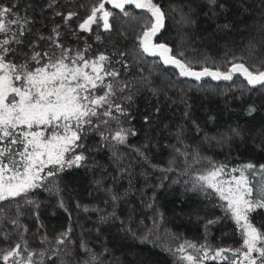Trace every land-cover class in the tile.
I'll list each match as a JSON object with an SVG mask.
<instances>
[{"label": "trees", "instance_id": "obj_1", "mask_svg": "<svg viewBox=\"0 0 264 264\" xmlns=\"http://www.w3.org/2000/svg\"><path fill=\"white\" fill-rule=\"evenodd\" d=\"M98 2L0 0V5L32 21L28 25L31 32L20 37L23 43L11 45L15 55L9 58L14 62L22 63L33 47L59 54L52 41L38 40L39 36H52L57 26L59 42L73 50L72 54L87 47L86 58L99 53L110 56L120 79L134 85L130 93H124L132 95L131 102L119 96L116 102L128 113L120 116L119 126L135 132L125 143H117L111 139L118 130L116 123L104 125L93 118V125L85 126L78 141L82 147L75 149V154L87 157L86 161L63 171L48 165L41 175L50 169L57 175L47 177L41 181L42 187L28 194L27 199L34 204L25 203L23 198L0 202V254L26 242L27 247H22L25 256L28 251L46 253L42 264H60L61 258L66 264H85L91 255L85 252V245L99 257L97 264H189L183 256L190 252L202 258V253L189 248L188 241L197 248L209 247L213 250L209 255L220 248L226 250L223 255L227 260L209 259L203 264H246L235 252L242 247L243 237L233 216L217 196L208 189L193 190V184L198 172L213 165H225L227 174H240L231 170L249 162L264 164V89L252 88L240 75L231 81L182 77L161 57L142 53L137 36L148 14L131 5L125 6L130 13L125 17L119 9L105 4L114 12L113 31L95 26L92 33L80 31L77 25ZM157 2L167 18L154 42L169 44L174 53L180 45L195 70L219 66L224 71L231 66L227 62L233 56L243 57L236 62H246V66H259L264 60V0ZM68 12L78 15L65 23L63 16ZM182 14L190 22H183ZM97 33L102 40L95 39ZM205 58L208 62L200 63ZM142 78L149 83L144 84ZM250 107L256 111L249 114ZM72 155L67 153L65 159ZM245 174L255 198L260 176ZM251 219L264 231V210L258 209ZM69 228L70 243L57 246V239ZM182 244L186 251L177 252ZM58 248L59 254L54 255ZM68 248L70 257L64 255ZM34 259L39 261V255ZM0 264L5 262L0 260Z\"/></svg>", "mask_w": 264, "mask_h": 264}, {"label": "snow or ice", "instance_id": "obj_2", "mask_svg": "<svg viewBox=\"0 0 264 264\" xmlns=\"http://www.w3.org/2000/svg\"><path fill=\"white\" fill-rule=\"evenodd\" d=\"M209 2L215 4L216 0ZM105 4L119 9L125 17L130 15L125 10L126 5L144 10L148 15L142 25V32L137 36L138 50L161 57L164 64L173 65L179 70V76L195 77L196 80L211 77L215 80L231 81L234 76L240 75L252 88L264 89V70H261L264 67V60L259 61V66L257 64L246 66V62H236L238 59L243 60V57L233 56L232 60L227 62L231 66L224 71H221L219 66H216L215 70L202 67L197 71L190 61H186L184 52L180 51V45L174 53L169 44L155 43L154 39L165 28L167 18L166 12L157 0H99L90 6L88 15L77 25L78 29L92 33L95 26L104 32L113 31L114 12L106 9ZM57 15L63 16L62 13ZM77 15L76 12H68L63 16L65 23ZM181 20L190 22L183 14ZM30 23L32 21L28 16H21L14 12L13 8L0 5V34H3V38L0 39V202L23 198L25 203L34 204V201L27 199L28 194L33 189L42 187L41 181L47 177L57 175V171L51 169L46 175H41L48 165L63 171L65 167L79 166L81 162L86 161L87 157L83 153L75 154V149L82 147L78 141H81L85 126L91 128L93 125V118L104 125H108L109 121L116 123L118 130L111 139L117 143L123 144L128 135H135V132L119 126L120 116H127L128 113L123 104L116 102L118 96L131 102L132 95L124 93H130L134 85L120 79L121 73L112 67L110 56L99 53L94 58H86L87 47L72 54L73 50L65 48L59 42L61 33L57 26L52 30V36H39L38 40L52 41L55 48L60 50L59 54L56 51H36L33 47L31 55H26L22 63H16L9 58L15 55V49L11 45L22 44L20 37L26 32H31L28 28ZM95 39L100 41L102 37L97 33ZM120 55L123 57L126 54ZM251 55L253 53L250 51L249 56ZM117 62L126 64V61ZM207 62L205 58L200 63ZM142 82L149 83L147 78H142ZM153 94H157L155 89ZM255 111V107L248 109L249 114ZM147 119L145 117V121ZM96 128L98 130L99 124ZM69 152L73 153L72 157L65 159ZM225 167L213 165L206 174L197 176L193 190L197 187L214 189L228 202L227 207L240 226L243 237L242 248L235 249V252L242 254L246 264H264V231L255 226L251 219L252 214L258 209L264 210V164L256 165L249 162L239 168H233L231 171H239L240 175L232 176L230 181H220L217 177L222 174ZM249 172L253 178L257 174L260 176L255 198L249 175L245 174ZM112 199L115 200L116 197L113 196ZM16 207L18 210L19 205ZM11 223L17 224V220H12ZM70 233V228L62 233L57 239V246L64 245L66 241L70 243ZM132 235L135 236V233ZM185 244L196 249L197 253H202V258L190 252L183 256L182 259L189 264H203L204 260L209 259H228L223 255L226 251L223 248L215 250L214 255H209L213 250L204 245L197 248L191 242L185 241ZM22 247H27L26 242L23 246L20 243L15 244L0 255V260L5 264L9 261L11 264H42L46 253L28 251L25 256ZM82 247L85 252L91 253L85 264H97L99 257L85 245ZM176 251L184 253L185 245H180ZM53 254L58 255L59 248ZM37 255L39 261L34 259ZM64 255L70 257L71 249H65ZM60 264H66L63 258Z\"/></svg>", "mask_w": 264, "mask_h": 264}, {"label": "rangeland", "instance_id": "obj_3", "mask_svg": "<svg viewBox=\"0 0 264 264\" xmlns=\"http://www.w3.org/2000/svg\"><path fill=\"white\" fill-rule=\"evenodd\" d=\"M35 130V129H34ZM211 168V167H210ZM210 168H205V170L204 171H202V172H198L197 174H196V177L197 176H199V175H203V174H206V172L210 169ZM240 174H227V173H225L224 171L222 172V174L220 175V176H218L217 177V179L218 180H220V181H230L231 180V178H232V176H239ZM225 187H227V185H225ZM205 189H208L212 194H214L215 196H217L218 198H219V203L224 207V208H226L230 213H231V211H230V209H228V207H227V205H228V202L227 201H225L222 197H221V195L219 194V193H217L214 189H211V188H205ZM231 215H232V213H231ZM233 216V215H232ZM233 218H234V216H233ZM234 220H235V218H234ZM235 222H236V220H235ZM237 223V222H236ZM238 225V224H237ZM238 227H239V229H240V232H241V235H242V230H241V228H240V226L238 225ZM243 246V245H242ZM208 249H210L209 247H207ZM242 248V247H241ZM3 253H1L0 255H2ZM240 254V253H239ZM240 256L242 257V254H240ZM242 259H243V257H242ZM2 261V260H1ZM4 262V261H3ZM11 261H9L8 263H10ZM11 264V263H10Z\"/></svg>", "mask_w": 264, "mask_h": 264}, {"label": "water", "instance_id": "obj_4", "mask_svg": "<svg viewBox=\"0 0 264 264\" xmlns=\"http://www.w3.org/2000/svg\"><path fill=\"white\" fill-rule=\"evenodd\" d=\"M106 7V6H105Z\"/></svg>", "mask_w": 264, "mask_h": 264}]
</instances>
